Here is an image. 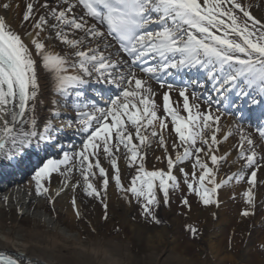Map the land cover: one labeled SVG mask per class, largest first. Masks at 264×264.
Listing matches in <instances>:
<instances>
[{"label":"snow or ice","instance_id":"snow-or-ice-1","mask_svg":"<svg viewBox=\"0 0 264 264\" xmlns=\"http://www.w3.org/2000/svg\"><path fill=\"white\" fill-rule=\"evenodd\" d=\"M14 7L15 0H0V153L14 159L32 148L59 147L62 157L45 158L35 171L38 195L49 193L53 174L67 186L78 171L73 186L100 201L103 219L114 181L147 222L159 224L157 209L171 203L172 193L181 191L180 203L189 210V194L204 206L219 207L220 190L243 183L247 206L241 216L255 214V190L264 184V124L254 131L241 123L222 129L219 114V105L234 102L238 110L247 105L264 110V18L254 16L250 4L26 0L18 25L8 18ZM53 38L70 51H53L46 44ZM43 72L60 99L41 118ZM61 108L73 115L62 120ZM170 126L171 140L165 136ZM65 129L79 136V146L65 149L58 135ZM232 137L238 138L234 163L240 167L219 179L231 155L220 146ZM154 141L165 168L149 170L146 158ZM121 160L134 170L127 185ZM186 228L194 237L199 233L193 225ZM0 264L23 262L0 256Z\"/></svg>","mask_w":264,"mask_h":264},{"label":"bare ground","instance_id":"bare-ground-1","mask_svg":"<svg viewBox=\"0 0 264 264\" xmlns=\"http://www.w3.org/2000/svg\"><path fill=\"white\" fill-rule=\"evenodd\" d=\"M25 2L26 0H15L18 7H14L8 13V18L13 25L20 23ZM244 2L251 5L254 16L264 18V0H244ZM46 44L53 51L61 54L70 51L63 43L54 38L46 41ZM40 83L41 102L38 112L39 116L43 118L50 116L55 109L53 101L60 97L56 95L47 72L40 74ZM173 98L177 99L175 93ZM159 99L157 97L158 102ZM60 111L66 113L62 120L73 115L70 108H61ZM219 114L222 129L234 127L237 124L235 118L232 119L221 111ZM250 128L255 130V128ZM170 131L171 126L168 132H165V136L169 140H171L168 134ZM59 134L60 138H63V135L76 138L77 143L75 142L74 145L79 146L80 138L73 135L71 129H65ZM237 139L232 137L227 142L221 143L220 152H231V155L229 162L222 165L218 175L219 179L225 178L226 175L240 167L239 164L234 163L237 159V153L234 150ZM63 145L68 148L69 143ZM56 149L58 150H53L54 154L57 153L55 158L62 157L59 147ZM37 150L29 149L26 154L33 151L30 158L35 154L39 156L41 150L36 152ZM17 154L19 159L25 155ZM0 156L2 158L4 154L0 153ZM158 156H163V152L159 147H156L154 141L153 147L148 149L146 158V167L149 170L165 168L164 161L156 159ZM28 159L25 157L23 162ZM29 164L30 161L24 163L23 166H20V170H17L18 166L14 165L15 167L0 172V180L9 176L10 179H15L13 183H21V181L25 183L29 178L24 179L23 177L19 180L17 177L23 176V172L28 169ZM102 164L106 168L109 167L106 159L102 160ZM40 166H42V162L35 168V171ZM185 166L190 170L189 162H185ZM120 167L122 180L127 185L134 170L126 166L123 160L120 161ZM35 171L29 174L30 178L35 174ZM260 178L258 173V180ZM79 179L80 174L77 171L71 177L72 182L65 186L64 178L53 174L47 185L51 192L50 201L44 199L37 203L32 198L27 199L28 206L33 207L36 211L42 209L52 214L58 223H54L53 227L45 225L46 223L40 222L37 218L21 217L17 209L0 208V253L17 258L23 264H224L225 262L264 264V251L257 253L253 249V247L255 248L253 245H256L257 241L264 242V184L258 183L257 185L255 214L249 217L241 216L242 210L247 206L246 201L242 198V192L246 188L243 183H232L221 189L219 207L204 206L198 201V198L189 194L191 204L189 210L180 203L182 192L172 193V201L167 205V208L162 206L157 209V213L162 214L166 224L173 220L171 226L175 227L176 223L180 222V218L176 216L170 219L172 212L177 209L186 213L185 219L191 224L201 221L205 223L201 227L202 236L199 239L201 250L195 255H190L188 245H183L179 241L175 228H170V226L148 227L144 224L143 217L137 216L139 212L135 203H128L123 198L114 181H110L106 196L108 219H103L104 209L100 201L88 197L81 187L73 186ZM1 183L4 184V182ZM68 186L70 187L68 188ZM0 188L3 189V187ZM58 190L59 195L54 197ZM35 192V186L26 189V194L29 197L33 196ZM18 196L14 195L13 200L19 199ZM24 197L27 198L26 195ZM73 199L76 201L75 206L72 203ZM77 209L81 213L79 217L76 215ZM245 224H250V226L245 227ZM224 226H229L232 229L233 242L227 241L224 236Z\"/></svg>","mask_w":264,"mask_h":264},{"label":"rangeland","instance_id":"rangeland-1","mask_svg":"<svg viewBox=\"0 0 264 264\" xmlns=\"http://www.w3.org/2000/svg\"><path fill=\"white\" fill-rule=\"evenodd\" d=\"M33 176L31 178H29L27 181H25V183L21 182V183H17L15 185H11L9 187L4 188L0 193V208L4 207V208H11L13 210L17 209L18 213L21 217L27 216V217H31V219L37 218V220H39L40 222L46 223L45 225H47L49 227H51V226L53 227L54 223L55 224H58V223H56L55 218L52 216V214L50 212L43 211L42 209L39 211H36L35 209H33V207L28 206V202H27L28 198H32L37 203L42 202L44 199H46L48 201L51 200V198H49L51 196L50 191L47 195H42V196L38 195L36 192L31 197H29L26 194L27 188H30V186H32V187L35 186ZM26 182H29V183H26ZM69 187L70 186H68V188ZM14 195H19L17 198H19V197L20 198L19 199L15 198L13 200L12 197ZM25 195L27 198L24 197ZM55 196H57L56 193H55L54 197ZM135 205L137 206V209L139 212L137 216L143 217L141 215L140 207L137 204H135ZM19 206H21V207H19ZM162 206H164V208H167V205H161L160 207H162ZM18 207H19V209H18ZM56 207H57V205H56ZM58 209H60V207H58ZM172 213L173 214L170 216V219H172V217H175V216L180 218V222H177L175 227L171 226V224L173 223V220L169 221V223L166 224L164 222V217L162 216L161 213H159V214L157 213V216L161 220V223L156 224V223L147 222L144 217H143V222L145 221L144 224H146L148 227L149 226H151V227L155 226V227L159 228V227H164V226H170V228H173V229L175 228L176 236L179 238V241L183 245H186V246L188 245V250H189L188 253L190 255H195L196 253H199L201 250V244H200L199 239L202 236L201 227L203 226V224H205V223H203L204 221H201L200 223H197V224H191L189 221H187L185 219L187 217L186 213L181 212L179 209H177L175 212L173 211ZM186 225H193V226L197 227L199 230L198 235L195 237L192 236L191 233L187 230ZM249 226H250V224H245V227H249ZM226 227H225V231H224V236L227 238V241L233 242L234 236L231 233L232 229H230L229 226H226ZM262 243H264V242H261V241L258 242L257 241V244L253 245V246H255V248L253 247L255 252L262 253L264 251V248L261 247ZM224 264H231V263L225 262ZM234 264H238V263L235 262Z\"/></svg>","mask_w":264,"mask_h":264}]
</instances>
